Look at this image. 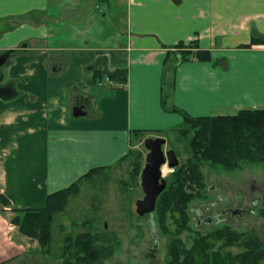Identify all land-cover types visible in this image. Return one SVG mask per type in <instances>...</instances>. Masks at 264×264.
I'll return each instance as SVG.
<instances>
[{"label": "crops", "instance_id": "1", "mask_svg": "<svg viewBox=\"0 0 264 264\" xmlns=\"http://www.w3.org/2000/svg\"><path fill=\"white\" fill-rule=\"evenodd\" d=\"M253 31L264 34V0H0V55L14 51L0 88L17 91L0 96V264H37L2 210L39 206L117 164L133 131L180 126L172 108L192 117L264 108V46L243 48ZM192 42L210 60L167 69L173 47ZM92 66L126 69L127 82L100 88Z\"/></svg>", "mask_w": 264, "mask_h": 264}, {"label": "rangeland", "instance_id": "2", "mask_svg": "<svg viewBox=\"0 0 264 264\" xmlns=\"http://www.w3.org/2000/svg\"><path fill=\"white\" fill-rule=\"evenodd\" d=\"M3 67H0V74ZM100 81V88L109 86L103 78ZM192 135H183L178 126L167 134L139 136L131 148L139 154L136 157L141 162L138 175L134 173L138 162L130 158L119 161L109 170L81 182L78 193L71 196L64 210L54 217L48 254L38 240L22 235L16 226L13 239L23 244L27 253L33 252L32 256L37 264H77L65 254V240L68 236L75 238L83 233L95 237L96 245L104 249L101 264H174L171 263L172 248L177 246L192 252L198 235L207 237L214 249L223 248V252L237 255L243 252V238L236 245H225L224 240H216L213 235L220 227L205 224L198 226V215L195 212L201 210L205 216L213 210L221 211L226 205L237 203V206L248 211V215L226 217L227 223L237 233L253 234L264 242V164H247L236 170L210 163L203 165L205 189L201 197L194 198L187 205L188 225L185 229L179 228L176 218L169 213L164 222L157 210L145 217L137 214L136 203L145 196L141 186V173L148 154L145 139L165 138L167 144L163 147L164 151L175 150L181 165L191 158ZM171 173L173 172L168 170L165 174L167 180ZM221 195L226 199L228 197L229 202L220 200ZM212 203H216V207H211ZM6 216L10 219L14 214ZM214 249L210 251H216ZM260 264H264V259Z\"/></svg>", "mask_w": 264, "mask_h": 264}, {"label": "trees", "instance_id": "3", "mask_svg": "<svg viewBox=\"0 0 264 264\" xmlns=\"http://www.w3.org/2000/svg\"><path fill=\"white\" fill-rule=\"evenodd\" d=\"M264 46V34L253 31L250 44L243 48ZM173 49L176 54H168L166 67L173 68L189 60L208 61V51L199 49L197 43L186 45L179 43ZM128 71L117 69L114 71H97V79L93 84H100V79L110 78V83L125 85ZM109 84V83H108ZM165 105V100L163 99ZM171 110L183 114V123L179 126L183 135L192 133L190 141L191 158L178 166L167 180L166 190L157 201V213L165 221L168 213L176 218L178 227L185 229L188 225L187 205L197 197L202 196L205 189L203 165L224 166L229 170L241 169L247 164H264V108L256 110H242L232 116L192 117L187 113L172 108ZM149 131H133L135 138L143 136ZM156 134H167L168 131H155ZM139 155L133 149L122 159H133L136 164L134 173L138 175L141 162L136 158ZM134 157V158H132ZM121 160V161H122ZM111 168L101 167L89 171L77 182L69 187L55 192L39 206L26 209H12L14 216L10 223L16 226L24 236L38 240L45 253L50 252L52 242L51 224L54 217L63 211L69 198L78 193L80 183L85 179L97 176ZM1 201L3 197H1ZM5 204H9L5 202ZM264 210V196L262 199ZM5 217L6 212L2 210ZM264 214V212H263ZM213 235L216 240H224L225 245H236L242 237L243 252L237 255L232 252H223V248L214 249L209 245L207 237L198 235L194 251L189 252L174 246L171 250L174 264H260L264 259V242L255 235L239 234L229 226L220 227ZM65 254L77 264H101L104 249L96 245V239L89 233L77 237L68 236L64 246ZM214 249L216 251H210Z\"/></svg>", "mask_w": 264, "mask_h": 264}, {"label": "water", "instance_id": "4", "mask_svg": "<svg viewBox=\"0 0 264 264\" xmlns=\"http://www.w3.org/2000/svg\"><path fill=\"white\" fill-rule=\"evenodd\" d=\"M10 56V52L0 55V67L3 66ZM0 96L5 100H11L17 96V91L12 85L0 88ZM78 109L75 115H82ZM148 150L146 163L141 173V186L145 194L144 198L136 203V212L140 217L153 214L156 210L159 196L167 188V179L165 178L164 168L168 167L173 172L180 161L175 150L164 151L163 147L167 140L163 137H147L144 141Z\"/></svg>", "mask_w": 264, "mask_h": 264}, {"label": "flooded vegetation", "instance_id": "5", "mask_svg": "<svg viewBox=\"0 0 264 264\" xmlns=\"http://www.w3.org/2000/svg\"><path fill=\"white\" fill-rule=\"evenodd\" d=\"M8 52H10V54L14 53V51H8ZM9 60H10V56H9L7 62L3 66H5L8 63ZM90 68L94 69L96 67L92 66ZM96 69L101 70L102 67L101 66H97ZM107 78L110 80L109 77H106V79H105L106 83H107ZM82 104H83V102H81L80 105L82 106ZM76 109H77V111L79 109V111L81 113H83L82 108H80V107L75 108L74 109V113H75ZM219 199L224 201V202H227V203L229 202L228 197L226 199V197L222 196V195L219 196ZM216 205H217L216 203H212L211 207L214 208V207H216ZM195 212L198 215L197 219H196L198 226H201V225L205 224V225L214 226L215 228H218V227H221V226H229V227H231V225H229V223H227L226 217L236 218V217H243V216H247L248 215V211L246 209L240 207V206H237V203L236 204H232V205L228 204L221 211L213 210L212 213H210L208 215H205V216L203 215V212L201 210H196ZM210 237H213V236L211 235ZM209 245H210V243H209Z\"/></svg>", "mask_w": 264, "mask_h": 264}, {"label": "bare ground", "instance_id": "6", "mask_svg": "<svg viewBox=\"0 0 264 264\" xmlns=\"http://www.w3.org/2000/svg\"><path fill=\"white\" fill-rule=\"evenodd\" d=\"M168 170H169L168 167H165L164 168V174H167Z\"/></svg>", "mask_w": 264, "mask_h": 264}, {"label": "built area", "instance_id": "7", "mask_svg": "<svg viewBox=\"0 0 264 264\" xmlns=\"http://www.w3.org/2000/svg\"><path fill=\"white\" fill-rule=\"evenodd\" d=\"M107 82H110V80L107 78Z\"/></svg>", "mask_w": 264, "mask_h": 264}]
</instances>
